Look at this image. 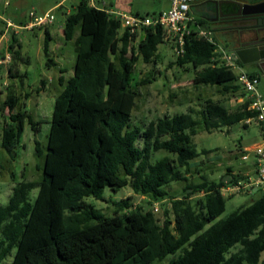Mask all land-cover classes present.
Wrapping results in <instances>:
<instances>
[{
	"label": "trees",
	"instance_id": "obj_1",
	"mask_svg": "<svg viewBox=\"0 0 264 264\" xmlns=\"http://www.w3.org/2000/svg\"><path fill=\"white\" fill-rule=\"evenodd\" d=\"M196 21L211 28L200 17ZM76 28L73 74L61 82L54 98L42 176L13 179L7 202L0 204V263L13 252L10 264H154L168 256L161 264H264V193L215 220L225 204L219 188L225 180L236 182L243 176L226 166L227 178L212 180L199 174V182L188 181L190 161L210 152L198 151L192 141L198 125L208 132L240 122L246 127L244 120L255 115L235 83V73L215 59V45L188 36L184 53L173 64L189 65L195 85H218L233 96L239 92L242 102L228 109L207 98L201 118L188 108L141 125L132 120L135 86L155 77L136 82L134 68L138 60L157 61V47L164 42L161 29H146L134 47L135 35L121 28L117 17L88 0H79L74 11L65 15L64 39L71 40ZM49 41L45 29L42 53L46 68L54 65ZM20 46L11 33L9 77L13 61L27 63ZM25 74L15 69L12 78L20 80ZM5 90L0 111H7V121L0 129V145L11 155L25 124L36 131L39 121L18 108L19 97L11 86ZM160 150L166 154L154 157ZM237 150L243 152L241 146ZM34 151L41 153L37 140ZM173 181L185 182L181 196L164 188ZM123 186L148 198V205L161 202V223L153 205L151 209L134 205L129 197L115 201L111 215L85 200L102 198L104 187L116 190ZM33 189L37 192L31 200Z\"/></svg>",
	"mask_w": 264,
	"mask_h": 264
},
{
	"label": "rangeland",
	"instance_id": "obj_2",
	"mask_svg": "<svg viewBox=\"0 0 264 264\" xmlns=\"http://www.w3.org/2000/svg\"><path fill=\"white\" fill-rule=\"evenodd\" d=\"M57 0H0V32H5L7 40L0 42V55L5 50H8L10 34L16 36L20 42V50L22 55L28 57L27 63H22L18 60L12 62V74L8 76V63L0 66V98H4L6 94L5 87L11 86L19 97L18 108L26 111L32 116L35 121H39L36 131L30 129L28 124H25L21 134L19 143L13 153L8 154L0 145V204L7 202L13 185L12 180H38L42 176V165L44 161L45 146L47 143V131L51 119V112L54 103V97L61 90L60 85H42L41 80L47 81V78L53 79L56 75L54 67L46 68L44 66L45 56L42 53L44 32L41 28L34 27L33 29H25L19 27V22H27L29 20V12L34 11L37 14H42L50 11L53 15L50 31L58 27L63 21L62 12L68 8L73 12L76 0H65L63 7L51 6ZM155 0H146L147 4H153ZM106 2V1H105ZM192 2V1H191ZM170 6V0H160L159 4L154 7L155 11L167 10ZM197 6V5H196ZM195 5L189 9L196 16H200ZM158 12L151 14L155 15ZM10 21L15 27H6V22ZM203 27V26H202ZM204 29H210L203 27ZM12 31V32H11ZM142 35V34H140ZM54 36V35H53ZM213 36L217 38V43L224 47L227 51L231 49L227 46L225 35L221 31H213ZM55 38V37H54ZM137 39L132 42L135 47ZM61 48H55V41L52 40L49 45L52 47L53 58L60 64H63L68 72L73 68L75 52L73 51L72 43L65 42ZM2 47V48H1ZM70 52L72 57L65 60L63 52ZM158 59L152 64H146L138 60L134 68V77L136 82L145 78H153L152 82L137 84L135 89L137 96L135 106L132 111V120L135 123L144 125L149 120L156 119L163 115H172L192 108L195 111L196 118H201L204 100L209 98L213 101H218L228 109H234L242 102L239 92H235L236 96L231 93L223 92L221 86L218 85H195L193 83V69L186 65L184 67L173 64L176 58L171 46L167 42L160 43L157 47ZM130 52H128L129 54ZM114 60L115 57L111 56ZM10 61V60H9ZM64 61V62H63ZM18 69L19 72H25V77L19 80V77L12 78ZM242 69L249 72L250 68L247 65H242ZM64 73L65 77L69 74ZM236 83V82H235ZM134 84V82H133ZM243 90L240 87V91ZM258 92L264 94V78L262 77L257 85ZM27 93V94H25ZM264 96V95H262ZM7 121V111H0V129ZM243 127L242 123H236L229 128L220 130L206 131L200 124L197 127V133L192 137V141L198 151L202 149L210 150L208 153L200 154L197 158L190 161V173L188 181L199 182L201 179L199 174L205 175L208 179L218 180L223 178L227 173L226 166H229L233 171H244L248 167L253 170L254 157L252 153H248L246 159L241 158L242 152L237 150L238 146L250 145L260 141L261 134L259 125L251 120ZM37 140L41 149L40 154L34 151V142ZM240 140L238 143L237 141ZM239 144V145H238ZM252 147V146H251ZM250 147V148H251ZM165 151L160 150L154 154V157L160 158L165 155ZM250 169V170H251ZM251 170V172H252ZM184 181H173L167 184L164 188L169 194L181 196ZM37 189L30 192V198L33 200ZM264 191L252 189L250 192H239L235 194H223L224 210L215 219L226 217L237 207L248 204L252 199L259 196ZM129 197V201L134 205H142L151 209L152 205H148V198L134 193L129 186L118 187L116 190H111L109 187H104L102 198L95 199L91 196L86 197V202L92 204L105 215H111L114 210L113 203L119 199ZM165 202V201H164ZM163 202V203H164ZM168 205V204H167ZM157 210L155 216L158 223L163 220V206L161 202L155 203ZM211 223H208L209 225ZM13 252L10 253L0 264H10ZM167 258L163 262H155L154 264L166 263ZM264 258V252L262 253Z\"/></svg>",
	"mask_w": 264,
	"mask_h": 264
},
{
	"label": "built area",
	"instance_id": "obj_3",
	"mask_svg": "<svg viewBox=\"0 0 264 264\" xmlns=\"http://www.w3.org/2000/svg\"><path fill=\"white\" fill-rule=\"evenodd\" d=\"M191 0H172V5L167 10H161L155 15L141 14H125L114 13L120 21L121 28L126 29L129 35H135V38L142 34L150 27H158L161 29L162 40L169 43L171 49L176 56L184 53V40L188 36L196 38H204L215 45V57L219 59L221 64L230 68L235 73V82L240 85L244 91V97L249 100L248 108L255 112L254 117L244 120V123H249L251 120L259 125L261 138L252 147H243L241 154L242 159H246L248 153H252L254 157V166L251 174L239 178L236 182L224 181L219 190L221 194H235L239 192H250L252 189L264 191V96L258 90V77L249 75L248 72L242 69L237 62V57L234 53L222 48L216 42L213 36V31L204 29L197 21L196 17L190 12L189 3ZM53 15L50 11L42 14H37L34 11L29 12V20L24 26H19L25 29L34 27H45L51 24ZM6 27H15L10 21L6 22ZM10 54L6 51L0 57V65L8 63ZM156 211L157 207L154 206Z\"/></svg>",
	"mask_w": 264,
	"mask_h": 264
},
{
	"label": "flooded vegetation",
	"instance_id": "obj_4",
	"mask_svg": "<svg viewBox=\"0 0 264 264\" xmlns=\"http://www.w3.org/2000/svg\"><path fill=\"white\" fill-rule=\"evenodd\" d=\"M191 1L189 7L197 5L199 17L206 24L214 27L217 32H223L224 42L231 47L229 52L236 55V51L241 50L246 59H254L255 56L264 57V0H235L241 3L240 7L234 5L228 8L222 3L221 11L215 10L209 4L206 11L207 6L204 5L206 0ZM215 30L212 31L216 32ZM236 57L238 59L237 55ZM242 65L249 66L250 70L257 74L258 83L262 77L264 78V58L242 63Z\"/></svg>",
	"mask_w": 264,
	"mask_h": 264
},
{
	"label": "crops",
	"instance_id": "obj_5",
	"mask_svg": "<svg viewBox=\"0 0 264 264\" xmlns=\"http://www.w3.org/2000/svg\"><path fill=\"white\" fill-rule=\"evenodd\" d=\"M65 0H57L55 4H53L51 6V8L55 7V6H59V7H63V2ZM106 1V2H105ZM163 1V0H162ZM79 0H76V4L74 5V8H73V11L76 7V5L78 4ZM89 4L90 5H93L97 8H100V9H103L105 10L108 14H111L114 16V13H125V14H141V15H150V14H154L156 12H159L158 11H155L154 9H156L154 6L156 4H159L160 3V0H155L153 2V4H147L146 0H88ZM172 5V0H170V6L167 8L169 9ZM64 8V7H63ZM161 11V10H160ZM71 11L66 8L64 12H62L63 14V21H64V17L65 15L67 14H70ZM196 17V16H195ZM63 21L60 25H58V27H56L55 29H53V32L50 31V26L52 25L49 24L47 25L45 28H41L43 30V32L45 31V29L47 30L49 36H50V41L49 43L54 40L55 43H54V47L55 48H61V46L63 44H65L64 42L61 41L64 40L65 42H70L72 43V46H73V51L75 52V46H74V38L75 36L78 34V28L75 29L74 31V36L71 40H65L64 39V36H63V33H62V29H63ZM37 28V27H36ZM33 29V28H32ZM212 29L215 30L214 27H212ZM216 31V30H215ZM54 35V36H53ZM143 35H138L136 38L137 41L142 38ZM44 37V36H43ZM55 37V38H54ZM2 40H7V37L5 35V32L1 31L0 32V42ZM221 46V45H220ZM222 47V46H221ZM2 48V47H1ZM48 48H49V55L50 57L53 59V63L54 65H52L51 67H54L56 69V75H55V78L53 79H50V78H47V81L44 80V85L46 87V85H62L61 82L63 80H65L66 78H68L69 76H71L73 74V68L70 70V72H68L67 68L63 65V64H60L57 60H55L53 58V54H52V47L50 45H48ZM224 48V47H222ZM225 49V48H224ZM41 50H42V47H41ZM226 50V49H225ZM1 51V50H0ZM7 50H5L6 52ZM4 52V53H5ZM60 55H62V57L65 58V60H69V57L71 58L73 54H71L70 52H63L61 53ZM3 56V53L0 55V57ZM64 62V61H63ZM1 66V65H0ZM8 67V66H7ZM242 67V66H241ZM66 72H68L69 74L65 77L64 73L66 74ZM249 72H252V70H249ZM7 74H8V71H7ZM62 87V86H61ZM264 95V94H262ZM55 98V97H54ZM3 99V98H2ZM253 144L255 143H252L250 145H242L241 144V147H251ZM238 148V147H237ZM251 169V168H250ZM249 169V167L246 169V170H242V171H233L232 172L234 174L238 173L240 175H242L243 177L247 174H251V170ZM224 178H227L224 176Z\"/></svg>",
	"mask_w": 264,
	"mask_h": 264
},
{
	"label": "water",
	"instance_id": "obj_6",
	"mask_svg": "<svg viewBox=\"0 0 264 264\" xmlns=\"http://www.w3.org/2000/svg\"><path fill=\"white\" fill-rule=\"evenodd\" d=\"M224 4L225 6H227V8L228 7H231V6H234V5H237L238 7H240V5H241V3H239V2H237V1H235V0H225V1H217V0H206L205 2H204V5L205 6H207L206 8H205V10L206 9H208V5L207 4H209L211 7H213L215 10H220L221 11V4ZM207 11V10H206ZM260 15V14H259ZM261 16V15H260ZM236 55L238 56V59L242 62V63H248V62H251V61H254L255 59H258V58H261V59H263L264 57H262V56H255V58L254 59H246V58H244V54H243V51H241V50H238V51H236ZM256 57H258V58H256Z\"/></svg>",
	"mask_w": 264,
	"mask_h": 264
}]
</instances>
